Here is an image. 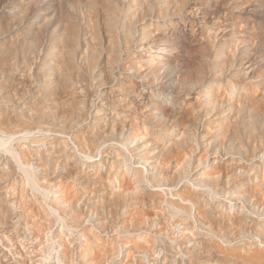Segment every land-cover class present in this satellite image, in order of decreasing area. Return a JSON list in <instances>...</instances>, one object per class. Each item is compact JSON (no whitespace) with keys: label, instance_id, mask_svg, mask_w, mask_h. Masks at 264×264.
<instances>
[{"label":"rangeland","instance_id":"1","mask_svg":"<svg viewBox=\"0 0 264 264\" xmlns=\"http://www.w3.org/2000/svg\"><path fill=\"white\" fill-rule=\"evenodd\" d=\"M9 136L0 264H264V0H0Z\"/></svg>","mask_w":264,"mask_h":264},{"label":"bare ground","instance_id":"2","mask_svg":"<svg viewBox=\"0 0 264 264\" xmlns=\"http://www.w3.org/2000/svg\"><path fill=\"white\" fill-rule=\"evenodd\" d=\"M11 138H12V136H9L8 139H6V140H0V145L7 146V144L10 142Z\"/></svg>","mask_w":264,"mask_h":264}]
</instances>
